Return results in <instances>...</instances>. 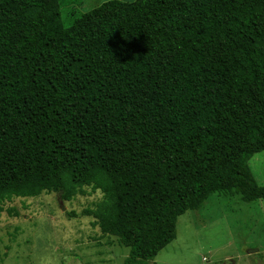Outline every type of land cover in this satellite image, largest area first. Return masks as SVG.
<instances>
[{"label":"trees","instance_id":"trees-1","mask_svg":"<svg viewBox=\"0 0 264 264\" xmlns=\"http://www.w3.org/2000/svg\"><path fill=\"white\" fill-rule=\"evenodd\" d=\"M262 152L264 0H0V212L93 186L145 264L214 193L264 203Z\"/></svg>","mask_w":264,"mask_h":264},{"label":"rangeland","instance_id":"rangeland-1","mask_svg":"<svg viewBox=\"0 0 264 264\" xmlns=\"http://www.w3.org/2000/svg\"><path fill=\"white\" fill-rule=\"evenodd\" d=\"M251 169L264 186V152ZM104 202L93 186H70L67 196L5 200L0 264H124L130 249L84 215ZM145 264H264V203H247L237 192L214 193L200 210L179 218L175 241Z\"/></svg>","mask_w":264,"mask_h":264}]
</instances>
